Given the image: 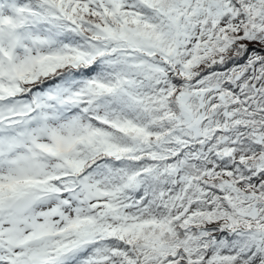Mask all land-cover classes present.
I'll use <instances>...</instances> for the list:
<instances>
[{
    "label": "snow or ice",
    "instance_id": "6c2138e0",
    "mask_svg": "<svg viewBox=\"0 0 264 264\" xmlns=\"http://www.w3.org/2000/svg\"><path fill=\"white\" fill-rule=\"evenodd\" d=\"M0 264H264V0H0Z\"/></svg>",
    "mask_w": 264,
    "mask_h": 264
}]
</instances>
